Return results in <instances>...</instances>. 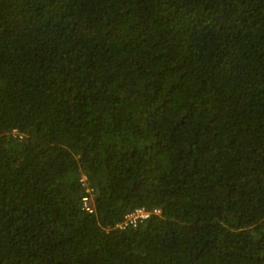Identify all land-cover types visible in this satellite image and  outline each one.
Instances as JSON below:
<instances>
[{"label": "trees", "instance_id": "obj_1", "mask_svg": "<svg viewBox=\"0 0 264 264\" xmlns=\"http://www.w3.org/2000/svg\"><path fill=\"white\" fill-rule=\"evenodd\" d=\"M0 264H264V0H0Z\"/></svg>", "mask_w": 264, "mask_h": 264}, {"label": "built area", "instance_id": "obj_2", "mask_svg": "<svg viewBox=\"0 0 264 264\" xmlns=\"http://www.w3.org/2000/svg\"><path fill=\"white\" fill-rule=\"evenodd\" d=\"M83 181L85 184H87V178L84 176ZM90 191V190H89ZM84 206L85 208L93 212V208L90 204V198L85 197L84 198ZM160 209H154V210H148L146 208H137L134 211L128 213L123 222H121L118 227L121 229H126L128 227H136L139 225L140 222L149 219L153 214H160Z\"/></svg>", "mask_w": 264, "mask_h": 264}]
</instances>
